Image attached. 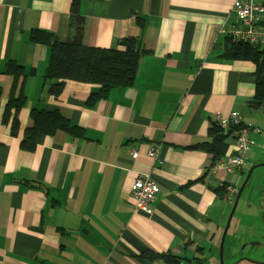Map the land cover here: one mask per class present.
<instances>
[{
  "label": "crops",
  "instance_id": "0c3cea01",
  "mask_svg": "<svg viewBox=\"0 0 264 264\" xmlns=\"http://www.w3.org/2000/svg\"><path fill=\"white\" fill-rule=\"evenodd\" d=\"M73 1L0 0V264H168L141 255L195 259L208 245L213 253L228 211L212 188H238L245 169L213 171L211 157L191 147L208 140L217 115L237 112L244 123L264 125V106L249 107L254 64L222 57L239 25L235 0H77L87 47L117 49L138 33L136 18L145 22L135 84L91 107L94 85L70 81L58 98L49 94V48L30 40L34 30L71 39ZM11 61L34 72L17 137L2 124ZM32 109L61 112L85 138L40 135L34 152L21 150ZM228 142L227 156L236 149ZM151 148L157 158H146ZM138 172L160 189L151 214L136 210L130 196Z\"/></svg>",
  "mask_w": 264,
  "mask_h": 264
},
{
  "label": "trees",
  "instance_id": "16d2710c",
  "mask_svg": "<svg viewBox=\"0 0 264 264\" xmlns=\"http://www.w3.org/2000/svg\"><path fill=\"white\" fill-rule=\"evenodd\" d=\"M83 21L78 12V1L74 0L71 6V39L59 42L52 34L34 30L30 33V40L34 44L49 48V62L44 74V79L50 83L49 94L58 98L63 93L66 83L70 81L94 85L97 90L91 93L86 101V105L91 107L105 99L112 89L128 88L135 84L139 60L145 53L143 49L145 22L144 19L136 18L138 33L135 36L121 38L117 49H105L83 45ZM229 40V46L222 57L254 64L255 96L249 107L252 109L264 106V49L260 45L236 41L234 38ZM33 73V70L27 73L24 67L12 61L4 67L3 74L12 77L13 82L10 98L3 112L2 124L10 125V133L13 137L19 134V112L26 105L24 84L27 77ZM30 118L32 127L25 130V140L20 142V148L23 151L34 152L40 135L54 136L57 132H65L72 137L85 138L84 129L73 124L59 111L32 109ZM207 138V141L194 145L191 149L207 153L211 157V168L227 154L229 142L228 136L224 135L215 120L209 123ZM27 185L41 189L39 185ZM227 190V184L212 188L213 193L221 200L226 198ZM141 257L152 261L161 260L168 264H204V259L201 257L189 259L172 254H157L152 251L144 252Z\"/></svg>",
  "mask_w": 264,
  "mask_h": 264
},
{
  "label": "built area",
  "instance_id": "2783aa9c",
  "mask_svg": "<svg viewBox=\"0 0 264 264\" xmlns=\"http://www.w3.org/2000/svg\"><path fill=\"white\" fill-rule=\"evenodd\" d=\"M233 10L239 25L228 33L236 41L263 46L264 0H235ZM216 121L224 135L233 138L236 149L235 153L217 162L213 171L235 174L246 167L248 154L255 146L251 135L259 134L260 129L253 124L244 123L237 112H232L228 118L217 115ZM130 153L133 161L140 157L139 151L135 148L131 149ZM157 154L158 149L151 148L146 152V158H157ZM157 163L158 165L162 164ZM159 192L158 184L150 178L148 173L138 172L130 189L135 209L151 214L153 212L152 205L156 202Z\"/></svg>",
  "mask_w": 264,
  "mask_h": 264
},
{
  "label": "water",
  "instance_id": "95a60500",
  "mask_svg": "<svg viewBox=\"0 0 264 264\" xmlns=\"http://www.w3.org/2000/svg\"><path fill=\"white\" fill-rule=\"evenodd\" d=\"M262 154H264V146L255 150V153H254V158H256L255 162L250 163L248 172L246 173V176L244 177V180L242 181L238 189L233 206L228 215L227 222L221 228L222 229L221 239L219 237L220 239V264H229L227 262L231 258H235L238 255V254H235V255L231 254L232 246L233 244H235L234 242L236 241L235 237L233 236V239L228 237L231 223L234 221L233 219L234 215L236 214L238 210H239V221L245 216L252 215L255 221L257 222L256 225H258L257 228L251 229L253 230V235L249 242H253V243L249 244V246H245L243 250L255 249V254H258V250L260 248L261 250H259V253L261 251L264 252V234H263V230L259 226L260 223L264 225V191H261L260 188L258 189L256 188V183H255L256 178H254L253 183L250 184V181L253 177L254 172L258 168L264 166V158L259 159V161L257 160V156L258 158H260ZM247 188L249 190L243 202L242 196L245 192V189ZM240 204L244 210H242L241 207L239 208ZM261 213L263 214V216H260ZM239 221H236L235 223L238 224ZM225 252H227L226 255L229 254L226 257H224ZM260 257H264V254H261ZM243 260L244 261L248 260L252 262V263L248 262V264H264V259L257 261V259L250 260L248 258H244Z\"/></svg>",
  "mask_w": 264,
  "mask_h": 264
},
{
  "label": "rangeland",
  "instance_id": "374dc122",
  "mask_svg": "<svg viewBox=\"0 0 264 264\" xmlns=\"http://www.w3.org/2000/svg\"><path fill=\"white\" fill-rule=\"evenodd\" d=\"M262 48L264 49V46H262ZM239 115V114H238ZM216 121V120H215ZM217 122V121H216ZM219 125V124H218ZM220 127V126H219ZM221 128V127H220ZM260 133L259 134H252L251 135V138L253 139V141L255 142V146L253 149L257 150L258 148L260 147H263L264 146V125L261 124L260 126ZM222 130V129H221ZM223 131V130H222ZM254 154V153H253ZM227 155H225L224 157H226ZM253 156V155H252ZM247 160V165L246 167L244 168L245 169V172H244V175H243V180H244V177L246 176V173L248 172V169H249V163L251 162H255V159L254 156ZM223 157V158H224ZM222 158V159H223ZM254 158V159H253ZM261 158H264V154H262L260 156V158H258L257 156V160L259 161V159ZM220 159V160H222ZM219 160V161H220ZM218 161V162H219ZM158 162V161H157ZM216 165V164H215ZM214 165V166H215ZM213 167V166H212ZM211 167V169H212ZM242 171V170H241ZM240 172V171H239ZM136 178V177H135ZM254 178H256V188H260L261 191H264V166L263 167H260L258 168L254 174H253V177L250 181V184L253 183L254 181ZM135 180V179H134ZM153 180V179H152ZM134 183V181H133ZM133 185V184H132ZM241 185V184H240ZM132 187V186H131ZM240 187V186H239ZM238 188L236 189H228L227 192L229 193V196H227L224 200L227 204V215L225 217V220L222 224V226L220 227L219 229V237L221 239V228L226 224L227 222V218H228V215L230 213V210L233 206V203H234V200L236 198V195H237V192H238ZM131 189V188H130ZM248 188L245 189V192L242 196V201L244 202L245 198H246V195H247V192H248ZM241 207V204L239 205V208ZM242 210H244L242 207H241ZM260 216H263V214L261 213ZM234 221L231 223V226H230V230H229V233H228V237L233 239V236L235 237L236 241L234 242L235 244H233L232 246V249H231V254L235 255V254H238L237 256H244L250 260H255L257 259V261L259 260H263L264 257H260L261 254H264V252H260L259 253V250H261L259 248L258 250V254H255V249L253 250H243V248L245 246H249V244L253 243V242H249L251 240V237L253 235V230L251 229H255L258 227V225H256V221L255 219L253 218L252 215H248V216H245L243 217L240 221H239V210L236 212V214L234 215ZM236 221H239L238 224L235 223ZM260 228L263 230V234H264V225H262L261 223L259 224ZM220 239L218 241V244L215 248V251L213 253H211V246L208 245L205 247V253L204 255L201 257L203 258V263L204 264H220ZM226 253L225 252V257H226ZM229 255V254H227ZM208 259V260H207ZM236 257L235 258H231L227 263H233L235 261ZM248 262L252 263L251 261H242L241 264H248Z\"/></svg>",
  "mask_w": 264,
  "mask_h": 264
},
{
  "label": "flooded vegetation",
  "instance_id": "af4514ba",
  "mask_svg": "<svg viewBox=\"0 0 264 264\" xmlns=\"http://www.w3.org/2000/svg\"><path fill=\"white\" fill-rule=\"evenodd\" d=\"M226 256H228V255H226ZM225 257V256H224ZM244 258H246V257H244V256H236V259H235V261L233 262V264H241V262H242V260L244 259ZM244 261V260H243Z\"/></svg>",
  "mask_w": 264,
  "mask_h": 264
}]
</instances>
